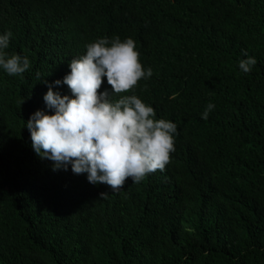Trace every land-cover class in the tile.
Returning a JSON list of instances; mask_svg holds the SVG:
<instances>
[{
  "label": "trees",
  "instance_id": "obj_1",
  "mask_svg": "<svg viewBox=\"0 0 264 264\" xmlns=\"http://www.w3.org/2000/svg\"><path fill=\"white\" fill-rule=\"evenodd\" d=\"M0 4L5 51L30 63L0 70V264H264V0ZM101 37L135 41L152 70L135 94L177 126L163 172L115 192L70 166L53 171L24 127L36 110L51 114L45 82ZM244 51L257 61L248 74Z\"/></svg>",
  "mask_w": 264,
  "mask_h": 264
},
{
  "label": "clouds",
  "instance_id": "obj_2",
  "mask_svg": "<svg viewBox=\"0 0 264 264\" xmlns=\"http://www.w3.org/2000/svg\"><path fill=\"white\" fill-rule=\"evenodd\" d=\"M11 36V31H0V70L18 76L30 63L26 56L5 51ZM243 56L237 67L248 74L257 61L246 51ZM68 67L62 80L45 82L48 90L43 101L51 114L36 110L25 122L34 153L51 161L53 171H67L70 166L74 174H86L89 183L105 184L112 192L120 190L126 178L134 184L157 170L163 172L175 151L177 126L155 118L153 107L135 94L137 82L152 75L150 67L141 66L135 41L130 37L97 38ZM102 77L111 90L98 93ZM61 84L71 95L53 91V86ZM128 92L132 94L111 99ZM214 107L211 102L206 104L200 118L207 120Z\"/></svg>",
  "mask_w": 264,
  "mask_h": 264
}]
</instances>
